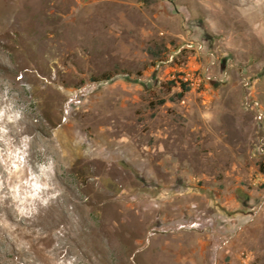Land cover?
<instances>
[{
	"label": "rangeland",
	"instance_id": "1",
	"mask_svg": "<svg viewBox=\"0 0 264 264\" xmlns=\"http://www.w3.org/2000/svg\"><path fill=\"white\" fill-rule=\"evenodd\" d=\"M191 42L220 82L181 83ZM0 160L26 219L29 162L63 193L53 264H264V0H0ZM20 233L0 264H46Z\"/></svg>",
	"mask_w": 264,
	"mask_h": 264
},
{
	"label": "bare ground",
	"instance_id": "2",
	"mask_svg": "<svg viewBox=\"0 0 264 264\" xmlns=\"http://www.w3.org/2000/svg\"><path fill=\"white\" fill-rule=\"evenodd\" d=\"M45 33L46 32L43 30V28L41 29L38 28L34 33V37L36 40L40 39ZM19 121L20 119L16 121L15 120L9 121L6 124V128L8 129V131L6 132V134H4L5 140L10 141V136H13L14 138L15 137L18 138V135L22 133V131L17 128L18 127L17 122L19 123ZM3 164L1 163L0 160V176L2 175L0 178L3 180V182L0 184V232H2L3 234L5 243L10 244L13 247L15 239H17L18 236L15 235L16 238H14V234L18 230H20L23 231V233H20L19 236H23V235L28 236L32 239L34 243L35 242L42 243V245H44L45 248L48 247V244L52 241L58 243V245L55 246L54 249H52V251L47 252V254L45 253L46 264H53L54 261L60 257L63 248L67 249V255H73L75 253V249L72 247V241H71L72 239L71 219L73 213L71 214V210L67 208L66 202L63 201L64 202L63 203L60 200L61 194H63L61 193L60 188H58L56 184H54L52 180H50V178L46 176V173L41 171L36 164H34L33 162H29L32 171L31 175L34 176L33 179L44 185L45 192L47 191L49 193V196L47 194L39 198H36L35 204L39 208L38 209L39 214L37 216H34V219H26L23 213L21 212L19 206L17 205V203L13 200V197L11 196V191L8 188V184H6L5 182V178H7V175H9V171L11 170L8 166L9 163L8 164L5 163V165ZM42 192L43 191H41V193ZM55 192L59 193V195L56 196V198H53L52 195ZM27 215L29 216L28 213ZM63 221L66 223V225L69 224L70 228L67 227L66 225L65 226L63 225L65 230L64 231L62 230L61 233L63 232V234L60 235V233L57 232V230ZM6 231L8 232V234L6 233Z\"/></svg>",
	"mask_w": 264,
	"mask_h": 264
},
{
	"label": "built area",
	"instance_id": "3",
	"mask_svg": "<svg viewBox=\"0 0 264 264\" xmlns=\"http://www.w3.org/2000/svg\"><path fill=\"white\" fill-rule=\"evenodd\" d=\"M189 50L201 57L207 58V63L204 67H199L197 64H189L180 70L181 83L188 87H201L202 85H210L221 81L220 77L215 74V56L210 51L205 49L200 42H191L186 45Z\"/></svg>",
	"mask_w": 264,
	"mask_h": 264
},
{
	"label": "trees",
	"instance_id": "4",
	"mask_svg": "<svg viewBox=\"0 0 264 264\" xmlns=\"http://www.w3.org/2000/svg\"><path fill=\"white\" fill-rule=\"evenodd\" d=\"M112 78L111 74L104 75V79H110ZM259 171L264 174V161L259 164Z\"/></svg>",
	"mask_w": 264,
	"mask_h": 264
}]
</instances>
